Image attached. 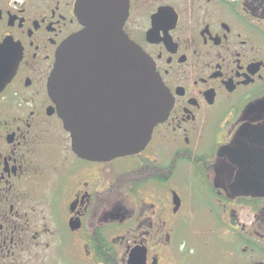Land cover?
I'll list each match as a JSON object with an SVG mask.
<instances>
[{"label":"flooded vegetation","instance_id":"flooded-vegetation-1","mask_svg":"<svg viewBox=\"0 0 264 264\" xmlns=\"http://www.w3.org/2000/svg\"><path fill=\"white\" fill-rule=\"evenodd\" d=\"M126 1L174 104L144 149L99 161L48 87L80 0H0V264H264V0Z\"/></svg>","mask_w":264,"mask_h":264},{"label":"water","instance_id":"water-1","mask_svg":"<svg viewBox=\"0 0 264 264\" xmlns=\"http://www.w3.org/2000/svg\"><path fill=\"white\" fill-rule=\"evenodd\" d=\"M76 10L84 28L64 43L48 82L72 148L99 161L137 153L167 118L174 97L154 61L123 30L127 1L80 0ZM3 52L1 47L0 90L11 76L3 69ZM242 176L233 191L261 194L263 189L238 188Z\"/></svg>","mask_w":264,"mask_h":264},{"label":"trees","instance_id":"trees-1","mask_svg":"<svg viewBox=\"0 0 264 264\" xmlns=\"http://www.w3.org/2000/svg\"><path fill=\"white\" fill-rule=\"evenodd\" d=\"M95 242H98V241H95ZM99 243L102 244L101 242H99ZM104 254H105V255H108L107 260L109 259V260H108V263L111 264V259H110L111 257H110V255H109L108 253H104Z\"/></svg>","mask_w":264,"mask_h":264}]
</instances>
